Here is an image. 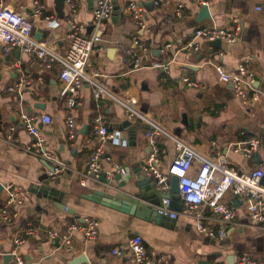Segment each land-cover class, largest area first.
Masks as SVG:
<instances>
[{
	"label": "crops",
	"instance_id": "0c3cea01",
	"mask_svg": "<svg viewBox=\"0 0 264 264\" xmlns=\"http://www.w3.org/2000/svg\"><path fill=\"white\" fill-rule=\"evenodd\" d=\"M131 1L143 5L145 29H138L128 13ZM207 1L202 6L194 0H113L111 17L97 27L93 16L95 0H80L74 14L66 0H41L39 16L35 14V0H0V5L26 16L33 24L34 37L50 41L58 53L65 54L68 48L70 20L83 27V34L96 33L102 39L88 65V72L102 91L89 83L84 85L82 104L75 111L78 131L74 141L67 135L68 100L60 94L61 65L47 70L35 56L19 49L6 54L0 47V207L7 195L5 186L19 187L26 197L16 218L9 222L0 218V264H14L13 251L18 247L25 264H76L82 256L87 261L77 264H133L129 242L136 234L152 257L165 254L172 264H239L243 256L264 264V224L250 223L243 198L233 192L227 193L224 201L237 210L238 217L222 239L198 232L195 222L185 216L163 217L158 224L89 199L96 190L112 195L140 191L135 185L145 176L143 165L151 151L145 136L149 126L139 118L130 120L123 101L133 103L163 130L159 140L164 150L159 160L162 170L178 155L177 139L211 158L225 156L241 171H251L264 162V0ZM180 4L184 7L178 16ZM203 7H208L206 12ZM234 18L242 26L236 43L222 42L220 48H214L205 40H194L197 28L230 27ZM192 41L198 49H184ZM215 61L227 70L245 63L254 74L249 91L260 94V102L244 104L232 85L218 80L212 65ZM14 64H19V68ZM157 65H169V69ZM24 78L27 84L19 94L9 91ZM184 78L200 87L188 86ZM25 112L51 117L50 124L38 126L46 148L63 164L60 173L51 175L52 164L24 150L34 141L22 121ZM96 116L102 117L116 138L106 144L100 176H91L82 185L81 174L86 171L94 147L87 139ZM125 121L132 125L127 129L117 127ZM11 127L16 129L17 146L3 139ZM251 138L260 141L259 153L248 158L233 151L237 144ZM116 167L126 170L127 174L122 175L130 180L132 189L121 187V180H113ZM198 167L195 163L191 174ZM104 173L111 180L109 185L101 181ZM46 178L49 189L39 195L40 181ZM146 180L141 187L146 192L147 201L143 202L152 201L157 206L164 200V193L151 179V184ZM63 205L74 215L62 209ZM170 208L180 212L183 203L172 199ZM204 213L210 215L209 208H204ZM86 218L100 221L97 239L74 234L71 244L63 246L49 238L50 229L65 231L68 223ZM30 225L35 229L33 234L27 233ZM19 238L23 239L20 246ZM116 249L118 255L113 254ZM8 254L12 255L10 262L5 260Z\"/></svg>",
	"mask_w": 264,
	"mask_h": 264
},
{
	"label": "built area",
	"instance_id": "2783aa9c",
	"mask_svg": "<svg viewBox=\"0 0 264 264\" xmlns=\"http://www.w3.org/2000/svg\"><path fill=\"white\" fill-rule=\"evenodd\" d=\"M80 0H66L70 11L74 14L77 11ZM199 5L205 6L207 0H194ZM36 15L42 14L43 5L41 0H35ZM160 5V1H156ZM184 5L177 8V15L181 16ZM114 10L113 0H95L93 16L95 25L108 20ZM128 13L134 20L138 29H145L144 7L137 1H131L128 5ZM70 31L68 34L69 45L65 54L58 53L52 48L50 41L37 39L33 35V24L24 15L15 12L13 9L0 5V47L6 54L15 49H19L28 55L39 59L43 67L50 70L55 64H60L59 78L62 83L61 96L68 100L66 127L69 140L74 141L77 137L78 126L75 118V111L81 106V92L86 83H89L101 92V88L94 80V75L88 72V65L94 48L101 43V37L94 33L92 35L83 34V27L75 21L70 20ZM242 33V26L239 19L234 18L230 27H210L201 26L194 32L196 38L207 42L221 40L222 42L236 43ZM167 47H171V44ZM186 50L198 49L196 42H189ZM216 77L226 85H232L235 95L246 105H254L260 102V94L250 92L248 84L253 81L254 74L248 69L245 63L240 64L235 70H227L220 62H212ZM19 68V64H14ZM164 70L169 69V65H157ZM183 82L193 88L200 85L184 78ZM27 80L24 78L15 86L9 88L11 92L22 91ZM99 94V93H98ZM126 107L127 116L130 120L137 118L145 120L149 129L146 131V138L151 148L150 154L144 161V174L150 178L155 187L164 194H170L172 189V178H179V196L183 203L180 212L172 211L170 205L171 198H165L158 212L170 218L185 216L192 219L198 232L205 233L213 239H222L227 235V230L235 224L238 212L231 205L224 201L229 192H233L243 198L250 223L254 225L264 224V162L251 171H241L234 167L225 156L209 157L201 154L194 146L182 139L176 140L178 155L166 170L159 167V160L164 150L159 145V140L163 135L161 127L152 119L142 113L133 103L123 101ZM22 121L33 137L34 141L24 150L35 157L52 164L56 175L63 171V164L56 160L54 152L46 148V139L41 132L38 123L50 124L52 119L49 115H34L22 113ZM112 134L101 116H96L92 124L91 137L87 139L89 144H94L91 150L90 160L86 171L81 174L82 185L87 184V180L92 177H99L102 173V158L106 153V144L109 140H114ZM4 141L10 145L17 146L16 129L11 127L4 135ZM235 153L251 158L260 151V141L256 138L248 139L237 144L233 149ZM197 163L199 167L195 174H191L193 165ZM116 173L126 175L127 172L121 167H116ZM1 185V183H0ZM7 192L4 205L0 207V218L4 222L12 221L18 215V209L25 203L26 197L19 187L14 185L5 186ZM204 208H209L210 215H205ZM35 229L29 226L28 234H33ZM74 234H80L88 240H95L100 234V221L96 218H86L84 220L75 219L68 223L65 231L52 228L48 231L50 239L60 242L63 246L71 244ZM23 243V239L17 240L18 246ZM129 249L132 255L133 264H172L169 256L160 254L152 257L144 241L139 236H134L129 242ZM119 250H114L113 254L118 255ZM14 264H25L21 257L19 247L14 249ZM239 264H261L258 260L243 256Z\"/></svg>",
	"mask_w": 264,
	"mask_h": 264
},
{
	"label": "water",
	"instance_id": "95a60500",
	"mask_svg": "<svg viewBox=\"0 0 264 264\" xmlns=\"http://www.w3.org/2000/svg\"><path fill=\"white\" fill-rule=\"evenodd\" d=\"M208 7H203L202 11L206 12ZM37 39H41L40 37L36 36ZM211 46L214 48H220L222 41L221 40H216L214 42H210ZM187 69H190V67H185ZM192 69V68H191ZM132 125V123L130 121H125L122 122V124L120 126L117 127H123L125 129H127L128 127H130ZM257 160L259 163L262 162L261 157L258 155L257 156ZM46 164L48 163L50 165L49 162L43 160ZM144 166V165H143ZM49 170L50 172H54V167L53 166H49ZM113 180L115 181H120L121 180V187H130L131 189L133 188V185H131L129 183V179H125L123 177V175L116 173L113 174ZM101 181L102 183L109 185L110 183V179L108 178V174L104 173L101 176ZM145 176L143 175V177H140L141 182H138L135 186L136 188H140L139 192H135L134 190H132V192H128L130 194H125L123 192H116L114 195L112 194H107L106 192L100 191V190H96L93 192V194L89 197L90 200L97 202V203H101L105 206H109L111 208H114L116 210L125 212V213H129V214H134L136 215L138 218L146 220V221H152V222H156V223H160L161 220L163 219V215H161L158 212V206L162 205V202H160L159 205L154 206L153 204L155 202H143V201H147L144 198V195L146 194V192H144L143 189H141L142 185L145 184V182H143L144 180H146V178H144ZM48 179L46 178V180L40 181L42 183V185L40 184V186H38V190H41L42 193H40L39 195H43L45 194L44 192L46 190H48ZM123 181V182H122ZM147 184H151V180L147 179ZM264 183V179L262 181ZM111 185V184H110ZM128 187V188H129ZM3 189V186L0 185V190ZM36 192V191H35ZM156 192H158V190H156ZM37 193V192H36ZM162 194V193H161ZM162 198H171L177 202L182 203V200L179 196V178L177 176H174L172 178V189H171V193L170 194H162ZM56 201V200H55ZM150 201V200H149ZM137 206V207H136ZM62 209L66 210L68 212H70V214L74 215V211L70 210L69 208H66L64 205L62 206ZM137 236V234H136ZM6 261H11L12 260V255L8 254L5 257ZM82 261H87L85 256H82V258H80L79 260L75 261V263H79Z\"/></svg>",
	"mask_w": 264,
	"mask_h": 264
}]
</instances>
